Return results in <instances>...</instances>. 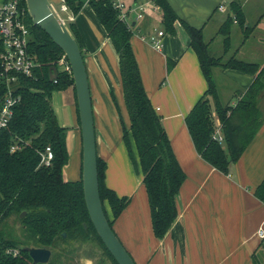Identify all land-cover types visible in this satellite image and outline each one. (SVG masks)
<instances>
[{"label": "crops", "instance_id": "0c3cea01", "mask_svg": "<svg viewBox=\"0 0 264 264\" xmlns=\"http://www.w3.org/2000/svg\"><path fill=\"white\" fill-rule=\"evenodd\" d=\"M49 1L60 4V0ZM233 1L239 4L244 26L252 30L244 38L241 26L233 19L226 50L225 36L219 30L233 16L230 9ZM123 2L130 10L128 19L133 29L130 45L143 89L160 116L185 177L176 197V218L166 236L158 240L152 234L142 174L135 171L122 142L120 117L126 127L129 118L124 106L118 56L94 12L84 3L75 16L72 14L70 22L84 44L96 154L106 165L105 185L118 196L129 198L127 206L113 221L115 235L135 264H253L254 253L264 264V239L257 234L258 229L264 230V204L254 196L256 186L264 178V90L258 97L262 122L256 134L238 161L230 165L228 173H221L197 153L184 122L207 86L198 59L189 47L188 34L179 21L174 23L173 34L164 32L160 10L154 0ZM167 2L180 20L201 29L210 56L222 57L224 61L235 56L264 64V0ZM138 13L142 14L140 19L136 18ZM153 31H163L160 49L141 38ZM168 61L174 62L169 71ZM212 76L221 105L233 104L235 96L243 93L253 81L248 74L220 67L212 69ZM51 105L59 125L66 128L68 162L63 167V178L76 180L80 174L81 138L71 91L54 92ZM215 124V134L222 137L218 121ZM132 148L135 152L133 144ZM71 156L78 168L73 179L67 177L65 170ZM79 264L97 262L83 257Z\"/></svg>", "mask_w": 264, "mask_h": 264}, {"label": "trees", "instance_id": "16d2710c", "mask_svg": "<svg viewBox=\"0 0 264 264\" xmlns=\"http://www.w3.org/2000/svg\"><path fill=\"white\" fill-rule=\"evenodd\" d=\"M64 2L74 16L87 3L118 56L124 106L129 118V126L126 127L120 117L122 142L135 171L142 174L152 234L161 240L176 218V197L185 175L172 152L160 116L154 111L143 89L130 45L132 26L119 19L118 10L113 7L111 0ZM154 3L160 10L164 32L173 34L174 23H181L206 81L205 92L184 118L191 141L205 162L227 174L230 165L238 161L262 122L258 97L264 90V64L243 61L235 56L225 61L222 57L210 56L201 29L180 20L167 0H154ZM22 5L30 30L28 51L38 66L32 77L19 78V101L13 108L7 127L0 128V264H32L23 247L49 249L52 259L46 264H53L56 258L54 249L60 245L58 243L84 242L90 236L104 250L111 263L117 264L89 219L82 192L81 162L78 179L63 178V167L68 162L66 128L59 125L51 102L54 92L71 91L78 120L71 74L58 63L63 55L61 49L39 27L31 24L24 1ZM230 9L233 16L219 30L225 36L226 50L229 26L233 19L241 26L244 38L252 30L244 26L243 14L237 2H231ZM66 26L83 56L84 44L75 25L66 22ZM173 65V61H168L167 70H171ZM51 66L56 72L52 81L49 80ZM215 67L237 70L253 77L250 86L235 96L233 104L221 105L218 100L212 76ZM111 97L115 102L112 94ZM216 121L220 125L222 142L213 137ZM12 146L16 147L14 151H10ZM46 147H50L53 153L49 165L41 163V154ZM105 167L104 161L97 157L99 195L112 228L113 221L127 206L129 198L118 196L105 185ZM254 196L264 204V178L256 186ZM23 211L25 214L20 218ZM11 217L19 223L20 235L15 234L9 225ZM252 263L263 264L255 253L252 255Z\"/></svg>", "mask_w": 264, "mask_h": 264}, {"label": "water", "instance_id": "95a60500", "mask_svg": "<svg viewBox=\"0 0 264 264\" xmlns=\"http://www.w3.org/2000/svg\"><path fill=\"white\" fill-rule=\"evenodd\" d=\"M24 2L31 24L39 27L61 49L73 80L81 138L82 192L89 219L99 239L117 264H135L110 227L100 199L94 119L86 66L81 50L49 0H24ZM55 77V69L51 66L49 80L52 81ZM24 214L23 211L19 217ZM62 236L64 237L65 234L63 233ZM23 250L28 253L32 264H46L51 255L50 250L46 248L23 247Z\"/></svg>", "mask_w": 264, "mask_h": 264}, {"label": "built area", "instance_id": "2783aa9c", "mask_svg": "<svg viewBox=\"0 0 264 264\" xmlns=\"http://www.w3.org/2000/svg\"><path fill=\"white\" fill-rule=\"evenodd\" d=\"M23 1L3 0L0 2V43L2 46L0 52V128L7 127L13 108L19 101V95L17 94V88L20 85L19 78L32 77L34 69L38 66L33 55L28 51L30 30L25 21ZM111 2L113 7L118 10L119 19L129 24L128 14L130 10L123 0H111ZM60 11L68 14L65 19L58 14L63 23L66 24V22L73 20V15L64 0H60ZM141 17V13L136 15L138 19ZM162 36L163 31H153L141 35V38L156 49H160V38ZM58 63L64 67V70L70 72L63 55ZM213 137L220 142L222 141L221 136L215 134ZM15 149L16 147L12 146L10 151ZM52 158L53 153L50 147H46L41 154V163L49 165ZM257 234L261 240L264 239V230L258 229Z\"/></svg>", "mask_w": 264, "mask_h": 264}, {"label": "rangeland", "instance_id": "374dc122", "mask_svg": "<svg viewBox=\"0 0 264 264\" xmlns=\"http://www.w3.org/2000/svg\"><path fill=\"white\" fill-rule=\"evenodd\" d=\"M52 4L58 14L65 19L66 14L60 11V4L52 1ZM68 23V22H67ZM241 38L238 39V42H241ZM251 43V42H250ZM249 47V45L247 46ZM53 105V104H52ZM54 106V105H53ZM77 164L74 163V158L71 156V159L66 166L65 170L67 172V177L69 179H73V175L77 174L76 168ZM107 209V213L110 216V212ZM9 225L13 227L14 233L17 235L21 234L20 225L17 221H15L14 217H11L8 221ZM54 249L55 251V259H53V264H79V260L83 257L91 258L93 261L99 264H112L109 260L108 256L104 252V250L98 245L96 240L93 237H89L84 242H63V244L58 243ZM52 257L50 255L49 260ZM48 260V262H49Z\"/></svg>", "mask_w": 264, "mask_h": 264}]
</instances>
